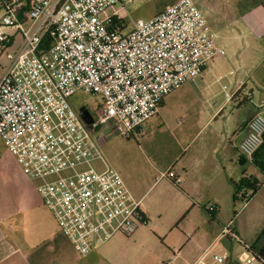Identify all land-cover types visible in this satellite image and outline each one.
Segmentation results:
<instances>
[{
	"label": "built area",
	"instance_id": "built-area-1",
	"mask_svg": "<svg viewBox=\"0 0 264 264\" xmlns=\"http://www.w3.org/2000/svg\"><path fill=\"white\" fill-rule=\"evenodd\" d=\"M134 1L0 0V56H7L0 75V139L38 181L44 205L80 256L118 234L133 235L148 220L143 199L109 166L72 96L83 91L102 98L94 127L141 136L170 94L225 54L194 0H177L123 34L104 13ZM7 29L21 38L13 53ZM248 128L239 151L252 162L264 143V117L253 116ZM164 179L182 182L168 170L155 185ZM222 236L241 241L231 223ZM208 254L195 264H204ZM213 259L224 262L219 255Z\"/></svg>",
	"mask_w": 264,
	"mask_h": 264
},
{
	"label": "crops",
	"instance_id": "crops-1",
	"mask_svg": "<svg viewBox=\"0 0 264 264\" xmlns=\"http://www.w3.org/2000/svg\"><path fill=\"white\" fill-rule=\"evenodd\" d=\"M196 4L209 24L202 2ZM230 18L226 25L219 19L216 25H209L214 32L216 28L219 33L227 34L226 37L219 35L218 47L226 48L227 52L231 49L232 57L239 53V58L244 60L247 69L242 81L232 66L226 74L230 75L226 85L206 81L204 86L205 79L215 75L225 59L229 68V57L222 55L208 64L199 77L202 80L198 118L202 124L200 137L204 135L201 144L187 159L186 148L182 146L168 154V162L150 163V190L154 187L152 191L160 189L158 194L165 191L175 194L182 203L179 216L185 214L178 227L180 244L184 243L179 245L182 250L174 254L175 264H195L205 252L209 253L205 258L207 264H218L213 256L218 252L223 229L231 223L240 236L239 225L235 223L237 213L234 214L236 203L244 202L241 197L245 191L234 201L236 185L241 180L255 178L249 170L250 165L257 167L242 156L239 145L249 132V120L255 115L264 117V0L248 4L242 11L234 8ZM1 72L2 69L0 75ZM199 78L185 85L196 84ZM196 97V91L190 87L177 98L180 102H189ZM140 135H144L143 128ZM168 170L175 171L182 182L176 185L167 179L155 185L159 174ZM256 179L262 186L250 204L264 191V181ZM37 185L38 181L24 172L0 139V264H87L93 258L90 253L96 254L109 243L80 256L44 205ZM136 194L139 200L140 189L136 188ZM210 205L216 209L213 214L208 211ZM143 208L149 221L153 213L144 204ZM139 231L133 235H139Z\"/></svg>",
	"mask_w": 264,
	"mask_h": 264
},
{
	"label": "rangeland",
	"instance_id": "rangeland-1",
	"mask_svg": "<svg viewBox=\"0 0 264 264\" xmlns=\"http://www.w3.org/2000/svg\"><path fill=\"white\" fill-rule=\"evenodd\" d=\"M176 1L135 0L125 6L117 4L109 8L104 13V17H116L122 25V33L129 34L133 30L136 21H148ZM195 1L198 4L202 2L203 11L207 14L210 21L209 24L216 25L219 19L222 25H226L231 19L234 8L242 11L244 6L260 0ZM6 31L14 36V42L8 49L10 53H13L20 44L21 38L13 29H7ZM215 31L217 32L215 33L218 36V40L220 36H227L224 31L219 33L216 28ZM239 42L242 43V41ZM232 53L231 49L227 52L225 48L223 57H229V68L225 59L221 65L219 64L217 73L208 76L203 85L206 81L219 82L226 85L230 79V75L226 74L231 70L232 66H234L238 74V80L242 81V74L247 69L246 65L242 57L239 58V53L237 55L234 54V57H232ZM6 63L7 56L4 53L0 56V71ZM201 80L199 78L196 84L190 82L175 93H172L165 105L160 108L159 114L151 118L143 126V136L135 133L133 136L124 137L123 134L117 132L110 125L96 126L90 129L92 138L97 141V146L109 166L120 174L137 199L136 188L140 189L141 195L139 199H143L144 207H147L149 211L151 210L153 214L147 224L140 228L139 235L126 236L118 234L114 236L108 242L109 244L104 246L103 250L98 251L96 254L90 253L89 256H93V258L87 264L176 263L173 261L174 254L182 250L180 246L184 243L180 244L182 238L178 227L184 221L185 214L179 216L182 203L175 194H168L167 191L163 194H158L160 189L152 191L154 187L150 190V163L157 161L168 162L170 159L168 154L176 152L182 146L186 148L187 159L201 144L204 137V135L200 137L202 124L198 118L201 106V98L198 97ZM190 87L196 91L197 97L189 102L178 101V94L188 90ZM71 105L77 112L80 108L86 107L96 117V112L102 105V98L78 91L72 96ZM249 171L254 174L255 178H261L264 181V173L259 169L250 165ZM166 180L164 179L163 181ZM259 201L260 205H258ZM236 213L235 223L239 225L241 242L235 240L230 242L225 237L220 236V245L216 255L223 258L224 262L222 264L227 262L230 264H249V259L254 264H262L247 251L245 245H253L258 240L260 245L264 244V236L262 235L264 231V191L251 204H246L245 202L236 203ZM189 260L191 261V258ZM207 263L208 261L204 262V264Z\"/></svg>",
	"mask_w": 264,
	"mask_h": 264
},
{
	"label": "trees",
	"instance_id": "trees-1",
	"mask_svg": "<svg viewBox=\"0 0 264 264\" xmlns=\"http://www.w3.org/2000/svg\"><path fill=\"white\" fill-rule=\"evenodd\" d=\"M111 19H112L114 26L118 28L119 30H122V25L120 21L114 16L111 17ZM47 42L48 41H46V43ZM161 107H163V102L160 105V108ZM252 164H254L261 172L264 173V143L259 148V150L256 152L254 159L252 161ZM261 186H262V183L258 181L256 178H249L246 180L245 179L241 180L239 184L236 185V193L234 195V201H237L238 195L241 194L243 191H245V194L242 195L241 199L245 203H248L253 198V196L260 190ZM234 215H236V212ZM262 235L264 236V231ZM245 246L247 248V251L250 252L255 257V259H257L259 262L264 264V244L260 245L259 240H258L253 245H245Z\"/></svg>",
	"mask_w": 264,
	"mask_h": 264
},
{
	"label": "water",
	"instance_id": "water-1",
	"mask_svg": "<svg viewBox=\"0 0 264 264\" xmlns=\"http://www.w3.org/2000/svg\"><path fill=\"white\" fill-rule=\"evenodd\" d=\"M78 113L82 120L89 126L90 129L94 127V118L92 117L90 111L86 107L80 108Z\"/></svg>",
	"mask_w": 264,
	"mask_h": 264
},
{
	"label": "flooded vegetation",
	"instance_id": "flooded-vegetation-1",
	"mask_svg": "<svg viewBox=\"0 0 264 264\" xmlns=\"http://www.w3.org/2000/svg\"><path fill=\"white\" fill-rule=\"evenodd\" d=\"M92 115V114H91ZM92 117L94 118V121H95V117H94V115H92Z\"/></svg>",
	"mask_w": 264,
	"mask_h": 264
}]
</instances>
